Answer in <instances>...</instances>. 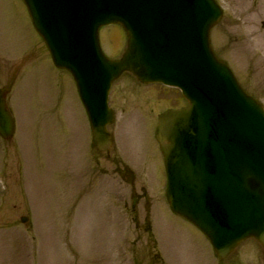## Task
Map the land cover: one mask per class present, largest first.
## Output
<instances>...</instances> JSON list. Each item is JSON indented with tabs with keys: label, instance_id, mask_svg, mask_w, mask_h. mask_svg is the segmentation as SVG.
Here are the masks:
<instances>
[{
	"label": "rangeland",
	"instance_id": "1",
	"mask_svg": "<svg viewBox=\"0 0 264 264\" xmlns=\"http://www.w3.org/2000/svg\"><path fill=\"white\" fill-rule=\"evenodd\" d=\"M217 2L223 16L211 30L213 50L264 107V0ZM99 35L106 56L122 53L125 34L119 26L104 27ZM26 56L30 59L24 60ZM47 58L21 0H0V87H11L7 105L15 121L14 136L0 138V264H117L119 238L110 239L109 224L101 219L111 210L94 195L111 190L107 175L125 170L123 165L129 168L125 182H131L132 172L137 190L143 191L139 197L129 193L125 205L114 193L124 206L115 215L131 232L132 214L130 221L138 218L142 230L154 238L149 243L138 240V245L133 238L139 234L127 238V248L134 250L126 263L264 264V250L253 240L218 259L200 231L166 204L163 160L152 127L154 116L183 106L180 94L121 76L109 98L116 112L114 153L106 158L95 153L96 162H91V154L83 153L85 120L81 108L78 112L75 107L73 80ZM115 175L112 181L118 184ZM22 217H28L25 223Z\"/></svg>",
	"mask_w": 264,
	"mask_h": 264
},
{
	"label": "water",
	"instance_id": "2",
	"mask_svg": "<svg viewBox=\"0 0 264 264\" xmlns=\"http://www.w3.org/2000/svg\"><path fill=\"white\" fill-rule=\"evenodd\" d=\"M22 1L54 64L73 75L98 148L110 144L107 93L122 72L181 90L186 105L159 115L155 131L170 210L220 258L249 237L264 245V109L211 50L209 31L221 17L214 0ZM107 24L126 32L119 60L101 53L98 30ZM6 92L0 89L3 138L13 133Z\"/></svg>",
	"mask_w": 264,
	"mask_h": 264
},
{
	"label": "flooded vegetation",
	"instance_id": "3",
	"mask_svg": "<svg viewBox=\"0 0 264 264\" xmlns=\"http://www.w3.org/2000/svg\"><path fill=\"white\" fill-rule=\"evenodd\" d=\"M112 153H114V152H112ZM109 154H111V153H108V155H109ZM113 155H114V154H113ZM113 160H115V157H114ZM121 163L124 164L123 162H121ZM121 163H120V164H121ZM115 164H117V162H116ZM123 166H124V168H125V171H129V168H128V167H125V165H123ZM102 172L105 173V170H102ZM131 173H132V172H131ZM133 218H134V217H133Z\"/></svg>",
	"mask_w": 264,
	"mask_h": 264
}]
</instances>
